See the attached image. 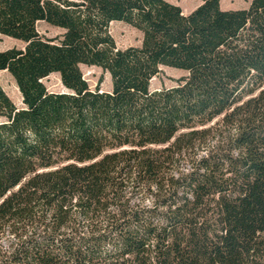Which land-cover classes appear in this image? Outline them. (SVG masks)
Masks as SVG:
<instances>
[{
	"label": "trees",
	"instance_id": "1",
	"mask_svg": "<svg viewBox=\"0 0 264 264\" xmlns=\"http://www.w3.org/2000/svg\"><path fill=\"white\" fill-rule=\"evenodd\" d=\"M201 1L0 0V264H264V0Z\"/></svg>",
	"mask_w": 264,
	"mask_h": 264
},
{
	"label": "rangeland",
	"instance_id": "2",
	"mask_svg": "<svg viewBox=\"0 0 264 264\" xmlns=\"http://www.w3.org/2000/svg\"><path fill=\"white\" fill-rule=\"evenodd\" d=\"M182 7L185 13L191 12L198 5L202 3L201 0H168ZM251 0H221V7L224 9H240L246 8L250 4ZM38 30L41 34L47 37H54L60 35L63 29L50 25L47 22L40 21L38 23ZM110 32L113 35L116 44L119 48H126L131 45H139L142 42V32L137 28L123 22L114 21L110 25ZM25 43L22 40L0 34V50H5L11 47H23ZM84 77L87 79L89 85L95 88L99 82L101 89L110 90L112 88L111 76L109 72L104 71L99 66L81 65ZM186 72L180 68H174L169 66H161L160 73L155 76L151 81V87L153 89L160 88L162 86H173L177 84V79ZM47 88L51 91H63L66 90L61 82L59 73H52L44 79ZM0 84L5 89L14 103L21 107L23 106L22 96L17 87L15 79L7 71H0ZM2 118L0 117V120Z\"/></svg>",
	"mask_w": 264,
	"mask_h": 264
},
{
	"label": "bare ground",
	"instance_id": "3",
	"mask_svg": "<svg viewBox=\"0 0 264 264\" xmlns=\"http://www.w3.org/2000/svg\"><path fill=\"white\" fill-rule=\"evenodd\" d=\"M221 1V0H220ZM114 23V22H113Z\"/></svg>",
	"mask_w": 264,
	"mask_h": 264
}]
</instances>
